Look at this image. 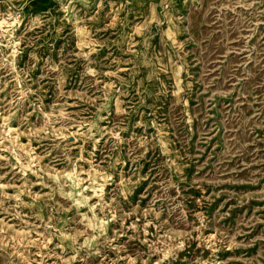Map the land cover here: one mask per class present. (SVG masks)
I'll return each mask as SVG.
<instances>
[{"label":"rangeland","instance_id":"rangeland-1","mask_svg":"<svg viewBox=\"0 0 264 264\" xmlns=\"http://www.w3.org/2000/svg\"><path fill=\"white\" fill-rule=\"evenodd\" d=\"M0 264H264V0H0Z\"/></svg>","mask_w":264,"mask_h":264}]
</instances>
